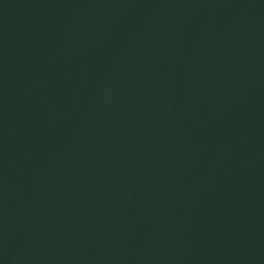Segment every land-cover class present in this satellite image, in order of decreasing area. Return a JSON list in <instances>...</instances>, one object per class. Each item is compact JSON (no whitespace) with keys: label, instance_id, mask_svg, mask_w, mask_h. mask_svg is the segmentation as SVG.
Wrapping results in <instances>:
<instances>
[{"label":"water","instance_id":"obj_1","mask_svg":"<svg viewBox=\"0 0 264 264\" xmlns=\"http://www.w3.org/2000/svg\"><path fill=\"white\" fill-rule=\"evenodd\" d=\"M0 264H264V0H0Z\"/></svg>","mask_w":264,"mask_h":264}]
</instances>
